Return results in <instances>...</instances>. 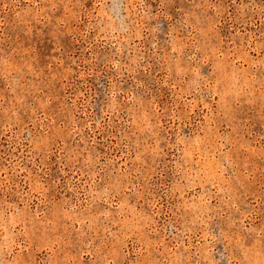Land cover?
<instances>
[{
  "label": "rangeland",
  "instance_id": "1",
  "mask_svg": "<svg viewBox=\"0 0 264 264\" xmlns=\"http://www.w3.org/2000/svg\"><path fill=\"white\" fill-rule=\"evenodd\" d=\"M0 264H264V0H0Z\"/></svg>",
  "mask_w": 264,
  "mask_h": 264
}]
</instances>
